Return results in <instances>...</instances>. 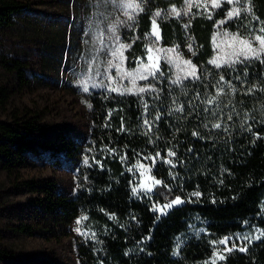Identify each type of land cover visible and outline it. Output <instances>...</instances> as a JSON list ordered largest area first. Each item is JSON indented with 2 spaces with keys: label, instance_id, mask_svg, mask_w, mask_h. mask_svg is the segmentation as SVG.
I'll return each instance as SVG.
<instances>
[{
  "label": "trees",
  "instance_id": "16d2710c",
  "mask_svg": "<svg viewBox=\"0 0 264 264\" xmlns=\"http://www.w3.org/2000/svg\"><path fill=\"white\" fill-rule=\"evenodd\" d=\"M29 1L0 0V36L24 42L29 41L27 35L41 37ZM95 2L99 9L108 11L111 6L119 8L120 0ZM219 2L221 8H210L212 19H208L202 8L186 9L183 0H145V11L137 17L134 28L126 24L119 34L125 43H131L134 35L139 37L131 49L137 51L136 55L143 54L144 33L150 30L156 10L166 14L175 7L181 12L179 18L166 14L160 19L164 43H176L188 53L189 42L197 50L194 61L200 79L173 84L169 77L161 76L153 84L158 91L142 96L93 87L86 94L91 120L88 132L78 138L60 130L54 137L59 144L55 149L41 144L40 139L47 138L48 132L38 117L26 113L0 119L2 169L13 173L27 156L37 157L39 152L40 159L49 157L72 170L69 193L55 184H34L32 188L45 195V216L56 227L71 231L81 220L78 227L89 233L88 238L70 234L76 264H209L215 251L212 241L253 228L264 232V63L250 60L234 68H216L208 63L217 55L215 22L225 18V11L231 7L223 0ZM242 2L251 12L244 14L242 9L241 18L223 28L234 31L239 27L241 35L246 36L248 32L240 25L253 27L252 15L264 22V0ZM185 11L190 14L184 15ZM106 19L96 18L86 40L89 49L98 44L94 32ZM22 53L21 48L11 46L0 55L10 60L7 67L18 79L26 69ZM97 67L105 69L99 64ZM221 75L225 77L223 83L219 82ZM99 83L94 74L91 84ZM218 87L223 88L220 95ZM213 97H217L215 103H206ZM180 108L183 110L177 111ZM157 115L159 120L155 119ZM216 123L221 124L219 129L213 127ZM169 150L176 153L172 158L174 168L162 163ZM156 153L160 158L152 174L162 184L155 186L154 193L163 195L153 194L155 200L166 204L179 196L184 201L163 215L152 210L150 200L132 195L131 189L139 186L141 177L138 168L128 170L137 161L147 162L142 156ZM125 154L127 159L122 160ZM193 191L202 195L191 197ZM3 232L0 229V237ZM10 253L0 246V264L30 263V258L14 259ZM215 264H264V236L246 252H231Z\"/></svg>",
  "mask_w": 264,
  "mask_h": 264
},
{
  "label": "rangeland",
  "instance_id": "374dc122",
  "mask_svg": "<svg viewBox=\"0 0 264 264\" xmlns=\"http://www.w3.org/2000/svg\"><path fill=\"white\" fill-rule=\"evenodd\" d=\"M203 2L205 0H192L193 7ZM206 2L211 4V0ZM29 8L31 15L36 17L34 20L39 22L37 32L41 33V37L32 36L30 33L32 35H27L29 41L24 42L13 36H0V55L8 52L11 46L21 48L26 65L25 71L21 72L22 75L18 79L17 74L7 67L10 60L3 55L0 56V60L5 61V64L0 63V119L5 120L11 114L22 116L26 113L38 117L37 120L42 121L41 125L48 132L47 138L40 139L41 144L49 149H55L59 144L54 139L60 130H63L65 135L71 132V136L82 138L91 126L86 94L93 87L89 80L87 85L89 91L85 92L81 80L87 78L85 69L89 64L93 68L98 64L106 68V64L103 63L106 58L104 46L98 41L97 45L89 49L86 44L96 18H107L104 23H99L98 31L94 32L98 35L100 31L103 32L101 30L103 28L106 38L112 34L111 27L114 24L117 25L119 35L121 28L126 26L119 22L126 21L127 18L123 10L117 7L111 6L108 11L99 9L95 0H30ZM157 11L162 13L161 18L166 14L170 15L162 10ZM161 18L157 19L161 37L159 46L163 49L175 48L176 52L168 55L176 62L169 69L164 59L160 58V67L164 72L163 76L173 80L177 75H184L188 69L187 65L177 66L178 62L190 60L197 67L194 61L197 50L189 42L187 44L191 45V48L187 46L188 53H183L176 43H164ZM248 35L249 33L246 36ZM149 40L150 37H147L145 44ZM106 41L108 40L105 39L104 44ZM136 52L132 49L125 52L128 57L126 67L129 70L134 67V56L145 55L144 48L143 54L136 55ZM152 55L156 60L160 54ZM94 58L96 63H92ZM154 82L155 80L138 81V86L153 85ZM123 84L131 87L127 80L123 81ZM37 155L38 158L27 156L23 166L15 167L13 173H8L0 167V208L3 210L0 213V229L5 231L0 237V246L3 250H9L10 256L14 259L30 258L29 264H76L77 257L70 234L72 232L75 235L80 234L76 232L78 224L73 225L71 231L66 227H56L55 223L45 216V195L32 188L34 184H55L69 193L74 174L68 167L57 164L53 159L49 157L40 159L39 152ZM172 158L167 157L171 161ZM142 164L150 166L148 161ZM153 178L156 180L152 170L145 172L140 183L155 189ZM148 200L152 202L153 207L163 208L164 204L156 201L153 195ZM171 208H163V214ZM154 212L163 215L160 210ZM23 227L27 228L26 233L19 229ZM261 232L263 231L253 228L225 237H253L250 241H236L237 248L246 245L248 249L258 240L254 237L260 236ZM228 247H232V239L229 240ZM214 250L216 261L221 260L219 258L221 255L225 257L231 252L239 251L225 252L224 246L218 243L214 245Z\"/></svg>",
  "mask_w": 264,
  "mask_h": 264
},
{
  "label": "snow or ice",
  "instance_id": "6c2138e0",
  "mask_svg": "<svg viewBox=\"0 0 264 264\" xmlns=\"http://www.w3.org/2000/svg\"><path fill=\"white\" fill-rule=\"evenodd\" d=\"M145 0H120L118 7L123 10L124 15L126 16V21H121V24H127L129 29L134 28L137 17L139 14L145 11L144 4ZM225 5H230L231 7L225 11V18L220 19L215 22V27L217 32L213 36V41L216 43V51L217 55L214 59L209 60L208 63L213 65L216 68H221L227 66L228 68H234L238 64H244L250 60H260L261 63H264V60L261 59L264 56V22H260L259 18L255 15L250 17V20L253 27H249L248 24L241 23L240 27L245 28V30L249 33L248 36H242L240 33L239 27H237L234 31H229L226 28H223L224 25L229 24L230 21L239 20L242 15V9L244 14H248L251 12L250 7H246L245 3L242 0H223ZM183 4L185 5L186 9H192L193 3L192 0H183ZM197 10L203 9L204 12L207 13V18L212 19V12L209 11L211 9H220L221 3L219 0H211V4L209 5L206 0L202 4H196ZM169 14L173 17L179 18L181 16V12L178 11L175 7L169 10ZM184 15H189L188 11L183 13ZM162 17V13L157 11L154 13L150 20V30L144 33L145 36L150 37L148 43L144 45V56H134L133 63L134 67L132 69H128L126 67L128 57L125 55L126 51H129L135 41L139 39V37L133 36L131 43H124L122 42L121 36L117 34V25L114 24L111 27V35L107 38L104 36L103 32H100L96 39L104 46L106 49V58L103 61L106 64V68L102 71L99 67L93 68L91 64L85 69L86 79L81 80V84L84 85L83 90L85 92L89 91L88 82L89 80L93 79V73L95 74V78L100 79L99 84H93L92 87H100L105 89V91L109 92H116L119 95H126V94H134L136 96H142L145 93H152L158 91L154 85L148 84L144 86H138V81L144 80H158L159 77L164 75L163 70L160 67V58H163L164 61L168 64L169 69L176 61L168 55L169 53L176 52L175 48L163 49L160 45V32L158 31V24L157 19ZM131 22V23H128ZM185 28H188L189 25L185 24ZM107 39L109 41L108 44H104V40ZM127 39V37H125ZM191 48V45H189ZM153 53L160 54L159 57L154 60ZM222 61V63L218 62ZM86 63H88L86 61ZM92 63H96L95 58L93 59ZM187 65L188 69L184 75H177L175 79L171 81L173 84H181L184 80H198L200 76L198 74V69L195 65L192 64L190 60H183L182 62H178L177 66ZM113 70L115 75H113ZM245 75L247 74L246 69L243 70ZM118 77V79H117ZM104 79L108 80V84H104ZM239 79V76H237ZM129 81L131 87L123 84V81ZM219 82H225V77L221 75L219 77ZM229 86H231V83ZM235 88L232 87V91L235 92ZM249 93L253 91V89H248ZM223 93V88H217V94L220 95ZM217 97H213L206 101V103L213 104L215 103ZM90 107V105H89ZM145 110H147L148 105L145 102L144 104ZM183 109H177V111H182ZM109 117H111L112 113H108ZM156 120H159L160 117L157 115L155 117ZM228 119L231 120L232 117L228 116ZM143 123L151 129L152 125L149 123L147 119L143 120ZM214 128L219 129L221 124L216 123L213 125ZM122 130V129H121ZM250 130V129H249ZM195 135V133H193ZM191 151V149H189ZM175 151L169 150L166 154L167 157H175ZM144 161L150 162V166L146 167L144 164H141L137 161L134 165L129 167V171H133V168L140 169L141 177L144 176L145 172H150L153 168L156 167V161L160 158V154L156 153L155 156H148L144 155L141 157ZM122 160H126V154L121 157ZM84 163L88 164V158L85 157ZM99 163V162H97ZM162 163L168 164L170 167H175V164L167 158L162 160ZM175 177H173L174 179ZM152 182L155 185H161L162 181L155 180L153 178ZM167 188V185H164ZM170 192L171 189H168ZM132 195H141L142 197H146L148 199L152 198V195H163V193H154V189L145 183H140L138 187H133L131 189ZM191 197H200L202 194L198 191H193ZM184 203L183 200L180 199L179 196L172 199L170 202L163 205V208H171L174 205H179ZM163 208H158V206L153 207V211L160 210L163 214ZM81 219H87V217H82ZM81 220H77V224L79 225ZM76 232L83 235L85 238L89 237V233L87 231L82 232L79 227L76 228ZM91 236L94 237L95 233H91ZM261 236H264V232H261L260 236H255V239H260ZM253 237L250 236H237L235 238L224 237L219 241H212V244H219L224 246L225 252H231L233 250L239 251H246L247 246L237 248L236 241H250ZM232 239V247H228L229 240ZM221 260L224 259V256L221 255L219 257ZM216 257L213 256L212 261L209 264H215Z\"/></svg>",
  "mask_w": 264,
  "mask_h": 264
}]
</instances>
